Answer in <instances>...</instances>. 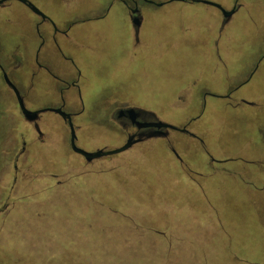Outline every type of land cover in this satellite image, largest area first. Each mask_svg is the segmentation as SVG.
I'll use <instances>...</instances> for the list:
<instances>
[{
	"label": "rangeland",
	"instance_id": "1",
	"mask_svg": "<svg viewBox=\"0 0 264 264\" xmlns=\"http://www.w3.org/2000/svg\"><path fill=\"white\" fill-rule=\"evenodd\" d=\"M29 1L61 29L81 19V44L64 48L45 22L37 60L39 16L0 7L28 109L63 104L90 152L126 143L113 117L127 105L199 136L170 130L89 163L57 112L37 139L0 71V264H264V0H239L226 25L202 2L145 3L138 45L120 2Z\"/></svg>",
	"mask_w": 264,
	"mask_h": 264
},
{
	"label": "flooded vegetation",
	"instance_id": "2",
	"mask_svg": "<svg viewBox=\"0 0 264 264\" xmlns=\"http://www.w3.org/2000/svg\"><path fill=\"white\" fill-rule=\"evenodd\" d=\"M9 1L10 0H4L3 2L0 3V7H2V8L7 7L8 6L7 5V2H9ZM19 1H21V0H19ZM27 1L28 2H23V1H21V2H23L24 4H26L35 14H37L39 16V21L37 23V27L36 28L38 30V34H39V36L41 38V42L42 43H41V45H40V47L38 49V52L36 54V59L37 60H38V54H39V52L41 50V47L44 44L43 35L40 33L39 28L45 22L46 23H49L52 26V29H53L52 38H53L54 41H57L56 36H57L58 33H60V36L62 38V43L64 45V48L66 46L68 48V50H70L71 48H73L72 46H74V45L76 46V45L81 44V42H80L81 40L78 38L79 36L78 35L76 36L75 35L76 33L74 32L75 30H72L73 27H74V25L77 22L81 21V19H79V20L78 19H75L74 21L73 20L72 21H68L66 23V27L63 28V29H61V28L57 27V25L55 24V22L50 17H48L44 12L43 13L46 15V17H43L42 15L36 13L30 7V5L28 4L31 1H29V0H27ZM155 1H157V0H155ZM116 2H120L122 4V6H124L126 8L127 14H128V17H129V20L131 21V24H132V30L134 31V36L136 38L135 39V42H136V45H138V43H139V32L142 29V26H143L144 20H145V11L146 10L144 8V4L145 3H151V2H149L147 0H111L110 4L107 5L108 7H107V9L105 11V14H107V12L111 9L112 5L114 3H116ZM157 2H160V1H157ZM134 10H136V11L134 12ZM103 16H100V17H103ZM230 20L224 19V24L225 25L228 24V22ZM14 53L15 52L9 53V52L5 51L4 48H3V46L0 47V71H1V73H2V75H3V77H4V79H5L6 82H7V80L5 78L4 72H6V70L9 69L14 74H16V73H18L19 68H20L19 65H18L19 62H18V60H16L19 56H17L16 58H13V54ZM7 62H9L10 65H8ZM36 65H37V69H36V71H34L33 77H35L40 72L39 69L42 67V65L40 63H38V61H37ZM68 79H70V84L68 83L69 85H71V86H76L77 85L76 80L67 77L66 80H68ZM7 84H8V82H7ZM8 86L13 90V88H12L11 85L8 84ZM232 91L233 90H231L229 92L228 96L231 95ZM13 92L15 93L14 90H13ZM63 92L64 91L62 89L60 91L62 97H63ZM20 93L23 96V94H22L21 91H20ZM15 95H16V93H15ZM16 98H17V96H16ZM23 98H24V96H23ZM248 102L249 103H247V102H244V103H247L249 105H254L253 102H251V101H248ZM18 105H19V102H18ZM59 107H62L64 109V105L63 104H61ZM19 108H20V106H19ZM132 108H134L136 110V112H134V113L129 112V110L132 109ZM41 114L42 113H40L39 116L37 117V119L34 120V121H32V122H29L28 120H26V121L35 128V130L37 132V139L42 141V140H45V134L42 133L40 131V128H39V121H40ZM113 119L122 128V130L124 131V133H125V135L127 137V140L131 136H133L135 139H140V141H138L137 143H135L129 149H133L136 145H139L141 143L147 142L148 140L151 141L152 139H156V138H167L170 135V130H173V129H162L164 132L161 135H159V133H158L159 129L158 128L152 127V126H146L150 122L160 120L159 117H157L152 112H147L145 110L139 109V108L134 107V106H131V105L119 107L117 109V111L115 112V117H113ZM66 122L68 123L67 120H66ZM184 127H186L187 130H188L187 132H185L186 134H188L191 137H194V138H197L198 139V136H199L198 133H196L194 131L192 132L189 129L188 125H185ZM23 151H24V148H23L22 152ZM109 156H112V155H109ZM109 156H105L103 158H106V157H109ZM208 159H210V163L211 162L212 163L215 162V160L213 158L211 159V158L208 157ZM93 161H91V162H93ZM181 164L185 168V171L188 170L186 168L187 167L186 166V163L183 160H181Z\"/></svg>",
	"mask_w": 264,
	"mask_h": 264
},
{
	"label": "water",
	"instance_id": "3",
	"mask_svg": "<svg viewBox=\"0 0 264 264\" xmlns=\"http://www.w3.org/2000/svg\"><path fill=\"white\" fill-rule=\"evenodd\" d=\"M4 0H1V2H3ZM23 2H28L27 0H21ZM151 3L157 4L159 6L164 5L167 2H172V1H192V2H202L203 4H208V5H212L217 7L218 9H220L224 15V18L227 20H230L233 15L237 12V10L241 7V5L239 4V0L235 1V5L233 6V8L231 9H226L222 4L215 2V1H211V0H168V1H160L157 2L155 0H147ZM30 5V7L38 14L42 15L43 17H46V15L39 9L37 8L33 3L29 2L28 3ZM136 10H134L135 12ZM5 74V78L8 82L9 85L12 86L13 90L16 93L17 96V101L19 102V106L20 109L24 115V117L26 118V120H28L29 122H32L34 120L37 119V117L39 116L40 113H43L45 111H54L59 113L60 115L63 116V118L65 120L68 121V124L70 125L71 128V138H70V143L72 146L73 151L83 155L88 162H91L95 159H100L103 158L105 156H109V155H115L118 153H121L123 151L128 150L129 148H131L135 143H137L138 141H140V139H135L133 136L129 137L128 140L126 141V143L118 148L115 149H110V150H97V151H85L84 149L80 148L77 146L76 144V140H77V134H76V130L75 127L72 123V116L71 114H69L68 112H66L62 107H58V108H45V109H40V110H30L26 107L25 102L23 101L24 98L21 95L19 89L16 87V85L9 79L8 75L6 72H4ZM247 102V101H244ZM249 103V102H247ZM129 112L134 113L136 112V110L134 108L130 109ZM146 126H152V127H156L159 129L158 133L159 135H161L164 131L162 129H173V130H179L181 132H187V128L186 127H178L175 125H172L170 123L164 122L162 120H157V121H153L148 123Z\"/></svg>",
	"mask_w": 264,
	"mask_h": 264
},
{
	"label": "crops",
	"instance_id": "4",
	"mask_svg": "<svg viewBox=\"0 0 264 264\" xmlns=\"http://www.w3.org/2000/svg\"><path fill=\"white\" fill-rule=\"evenodd\" d=\"M155 140H156V139H152L151 141L148 140L147 142H150V144H151V143H153ZM144 143H146V142H144ZM144 143H141V144H139V145H136V146L133 148V150L136 149V148L139 147V146H142ZM170 164H171V163H170ZM178 180H180V178H179Z\"/></svg>",
	"mask_w": 264,
	"mask_h": 264
}]
</instances>
